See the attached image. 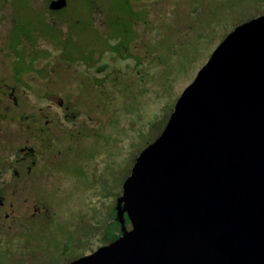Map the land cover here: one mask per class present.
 Listing matches in <instances>:
<instances>
[{"label":"rangeland","instance_id":"rangeland-1","mask_svg":"<svg viewBox=\"0 0 264 264\" xmlns=\"http://www.w3.org/2000/svg\"><path fill=\"white\" fill-rule=\"evenodd\" d=\"M48 1L0 0V74L18 85L2 117L19 136L50 93L72 110L66 121L50 110L45 184L28 191L15 234L0 223V264H64L120 235L137 156L218 44L264 15V0H68L60 12Z\"/></svg>","mask_w":264,"mask_h":264},{"label":"water","instance_id":"water-1","mask_svg":"<svg viewBox=\"0 0 264 264\" xmlns=\"http://www.w3.org/2000/svg\"><path fill=\"white\" fill-rule=\"evenodd\" d=\"M116 211L121 234L67 264H264V15L184 88Z\"/></svg>","mask_w":264,"mask_h":264},{"label":"flooded vegetation","instance_id":"flooded-vegetation-1","mask_svg":"<svg viewBox=\"0 0 264 264\" xmlns=\"http://www.w3.org/2000/svg\"><path fill=\"white\" fill-rule=\"evenodd\" d=\"M52 4H54V7L51 6ZM59 5L62 6L59 7ZM67 5L68 0H49L47 7L52 12H60ZM17 86V82L12 80L8 82L0 74V103H6L11 98L15 103L14 106L13 104H8V106L0 104V110L3 109L4 112L12 111L17 106L18 102L15 95ZM58 94H48L49 103H47V107H41L40 110L36 111L37 117L33 118L31 123H25L30 130L28 135L23 134L21 129L24 124L21 123L18 136L17 124H14L13 114L10 119H4L0 113V223L6 229L7 226L12 227L15 224V231L12 234L16 232L20 214L27 212L30 207L31 200L27 195L28 191L36 185L45 184L43 182L45 172L48 171L45 168L48 160L45 151V148L48 147L45 141V134H55L53 132L56 129V126L52 125L55 122L50 119V110L55 114L63 115L65 121L72 111L71 105H65ZM28 113L29 111H26L24 117ZM20 139L22 141L19 143ZM8 220L10 221L9 225L7 223ZM126 224L128 228L132 227L127 216ZM15 241L16 239L12 241L13 246L16 245Z\"/></svg>","mask_w":264,"mask_h":264},{"label":"trees","instance_id":"trees-1","mask_svg":"<svg viewBox=\"0 0 264 264\" xmlns=\"http://www.w3.org/2000/svg\"><path fill=\"white\" fill-rule=\"evenodd\" d=\"M114 224L116 225H118V226H120L121 227V225H120V223L119 222H117L116 220L114 221ZM110 231H112V232H114V233H116L117 231H116V228H111L110 229ZM119 235H117V234H115V236L112 238V240L111 241H113L114 239H116L117 237H118Z\"/></svg>","mask_w":264,"mask_h":264}]
</instances>
